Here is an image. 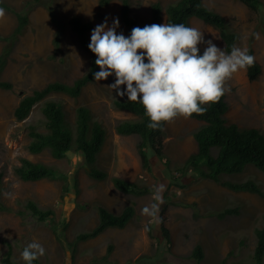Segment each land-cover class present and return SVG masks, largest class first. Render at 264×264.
Returning a JSON list of instances; mask_svg holds the SVG:
<instances>
[{"label": "rangeland", "instance_id": "obj_1", "mask_svg": "<svg viewBox=\"0 0 264 264\" xmlns=\"http://www.w3.org/2000/svg\"><path fill=\"white\" fill-rule=\"evenodd\" d=\"M3 1L20 10L25 0ZM155 1L166 6L175 0H130V12L140 22H146L150 17V6ZM203 3L229 21L239 34L237 47L247 48L251 43L253 56L261 66V74L254 81L248 80L246 69L226 81L230 88L226 92L229 106L225 115L227 122L264 132V0L258 11L251 10L240 0H203ZM120 4V0H111L108 5L99 8L98 0H53L56 12L64 23L61 51L57 53L52 44L56 27L46 8L35 6L29 12V23L24 32L13 44L1 75V79L11 82L13 87L10 90L0 89V201L11 208L0 211V257L7 249L5 241L12 244L17 260H22L23 247L37 241L46 250L45 255L39 257L42 264H66L69 251L71 264H105L103 258L107 256L110 244L113 249L107 256L109 264H218L224 258L227 264L252 263L256 245L254 230L264 227V198L254 193L235 192L207 179H194L191 171L185 176H178L174 168L170 172L160 164L151 148L147 152L152 172L143 170L136 150L139 137L136 134L120 136L114 130L118 121L135 118L127 111L112 107L113 99L121 97L108 87L114 82V76L88 84L78 98L52 93L44 99L59 101L70 123H73L77 106L85 105L92 110L94 119L101 122L106 131L105 142L93 167L106 171L108 178H91L77 152L69 151L65 158L54 159L48 150L36 154L28 151V126L41 124L44 100L32 108L25 120L17 121L13 112L20 98L52 81L70 84L88 67L89 55L80 48L68 24L69 19L78 15L90 21L94 28L105 18L110 25L112 18L118 17L120 24L117 32L127 36L130 33L120 20ZM5 13V17L0 19L1 36L9 35L16 25L15 14L7 10ZM98 13L103 17L97 18ZM165 17L164 14L162 23H165ZM190 26L203 32L205 41L212 40L224 49V43L213 27L198 18H191ZM90 35L91 31L89 40ZM6 44L7 41L0 39V52ZM206 46V43L198 45L200 52ZM124 87L121 85L122 89ZM202 124V121L182 116L165 122L164 153L173 163L182 164L189 154L197 150L192 134ZM23 157L63 171L68 177L69 192L61 196L63 183L60 180L24 181L18 178L13 167ZM111 176L153 188L161 182L166 184L163 193L165 202L161 209H164L165 225L170 231L169 247L161 234L160 225L141 212L145 205L153 202L152 194L134 196L120 192L113 187L109 179ZM75 178L80 189L78 192ZM249 179L264 188V175L251 164L242 173L223 175V180L235 182ZM5 193L11 195L5 196ZM27 200L34 201L41 208L52 209L54 214L45 222L37 221L27 212L19 215L16 211H25ZM128 204L134 206L135 215L123 229L109 227L72 249L70 242L75 235L97 224L98 206L119 214ZM226 208L238 209V213L219 217L218 214ZM196 244L203 248L201 262L189 257Z\"/></svg>", "mask_w": 264, "mask_h": 264}, {"label": "trees", "instance_id": "obj_2", "mask_svg": "<svg viewBox=\"0 0 264 264\" xmlns=\"http://www.w3.org/2000/svg\"><path fill=\"white\" fill-rule=\"evenodd\" d=\"M110 1L98 0L99 8L105 7ZM240 1L253 11H258L262 5V0ZM120 2V20L129 33L136 26L142 28L146 24H161L165 14V23H184L190 26L191 18H198L213 27L218 31L226 52H230L231 48L236 46L239 40V34L231 27L229 21L220 13L207 7L203 0H175L166 6H163L159 1H155L150 6V17L146 22H140L131 14L130 0H120ZM38 5H42L47 9L50 20L56 27L52 38L54 52L61 51L64 23L56 12L53 0H25L20 10L0 0V7L14 13L16 16V25L10 34L6 36L0 35V39L8 43L0 52V89L10 90L13 87L11 82L2 80L1 75L7 65L13 44L18 40L29 23V12ZM96 16L99 19L103 17L101 13ZM68 24L75 33L80 48L89 55L86 71L70 84L56 80L47 83L40 89L32 90L30 94L23 95L13 112L17 121L25 120L32 108L50 94L63 93L72 98H78L82 90L95 81L93 73L99 71V66L95 64V54L88 48L90 43L89 32L92 30L93 25L90 21H86L78 15H73L69 19ZM247 49L253 55L251 43ZM260 74L261 66L256 60L252 66L246 68V75L249 81L256 80ZM111 105L116 110L127 111L135 116L134 119L118 121L114 126V130L119 135L136 134L139 137L136 143V150L143 170L149 173L152 172L153 166L147 152V149L151 148L159 158L160 164L170 172L171 168H174V171L178 172V176H185L187 172L191 171L194 179H207L235 192L254 193L264 198V188L251 179L239 182L223 180V175L242 173L249 164L253 165L264 175V132L258 128H241L237 124L227 122L225 115L229 106L226 101V93L218 102L205 105L207 111L203 115L193 114L191 116V118L202 121L203 124L192 134L197 144V150L189 154L182 164L173 163L164 153L163 128L165 122L161 129L153 130L148 128L147 124L149 121L143 106L137 101H128L126 96L114 98ZM41 111L43 114L41 124L28 126V136L30 138L27 144L28 151L36 154L48 150L54 159L65 158L69 151L77 152L82 157V164L91 178L96 180L108 178L109 175L106 171L93 167L105 142L106 131L101 122L94 119L92 110L85 105L77 106L74 110L73 123L67 120V112L57 100H44ZM19 161L20 163L13 167V172L21 180H60L63 183L61 196L64 197L69 192L68 177L63 171L43 162H33L25 157ZM1 177L2 173L0 172V183ZM109 179L116 190L125 194L143 196L152 194L154 190L153 187L141 185L119 176H111ZM75 186L78 192L80 189L77 178H75ZM183 205L187 206L188 204ZM24 208L25 211L19 210L16 212L22 216L27 212L39 222H45L54 214L52 209L41 208L32 200H27L24 203ZM9 210L11 208L0 201V211ZM163 212L164 209H161L159 213L162 217V222L159 224L160 231L169 247L170 231L165 225ZM237 213L238 209L226 208L218 215L219 217H224L227 214ZM97 214V224L90 230L76 234L74 240L70 242L73 250L79 242L95 238L109 227L123 229L135 215V209L132 204H128L119 214H114L106 207L100 205L97 207ZM148 233L151 234L149 227ZM254 234L256 245L252 255L253 262L241 264H264V227L256 228ZM5 245L7 249L0 257V264H25L23 260L14 258L13 246L9 241H5ZM112 249L113 247L110 244L107 248V256ZM107 256L103 258L105 264H109ZM189 257L201 262L204 258L202 246L196 244ZM33 264L42 263L38 258ZM218 264H227L226 258Z\"/></svg>", "mask_w": 264, "mask_h": 264}, {"label": "clouds", "instance_id": "obj_3", "mask_svg": "<svg viewBox=\"0 0 264 264\" xmlns=\"http://www.w3.org/2000/svg\"><path fill=\"white\" fill-rule=\"evenodd\" d=\"M5 15L0 7V19ZM119 24L118 17H113L110 25L105 18L91 30L88 48L100 69L93 78L100 81L114 76L108 87L128 101L139 102L148 117L147 127L153 130L178 116L203 115L205 105L218 102L230 91L226 81L255 62L247 48L233 46L226 52L212 40L205 41L198 28L184 23L136 26L127 36L117 32ZM202 43L207 46L201 54L198 45ZM165 190V183L156 185L153 202L141 209L155 224L162 222L159 213ZM45 252L41 243L32 241L22 249L21 258L25 264H33ZM70 256L69 251L66 264H71Z\"/></svg>", "mask_w": 264, "mask_h": 264}, {"label": "crops", "instance_id": "obj_4", "mask_svg": "<svg viewBox=\"0 0 264 264\" xmlns=\"http://www.w3.org/2000/svg\"><path fill=\"white\" fill-rule=\"evenodd\" d=\"M119 135V134H118ZM120 136H123V135H120ZM129 136V135H128Z\"/></svg>", "mask_w": 264, "mask_h": 264}]
</instances>
